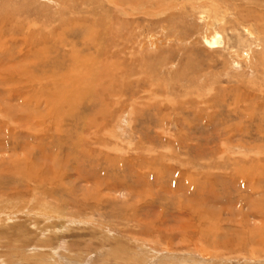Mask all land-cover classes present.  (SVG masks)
<instances>
[{
    "label": "rangeland",
    "instance_id": "374dc122",
    "mask_svg": "<svg viewBox=\"0 0 264 264\" xmlns=\"http://www.w3.org/2000/svg\"><path fill=\"white\" fill-rule=\"evenodd\" d=\"M0 264H264V0H0Z\"/></svg>",
    "mask_w": 264,
    "mask_h": 264
},
{
    "label": "bare ground",
    "instance_id": "6f19581e",
    "mask_svg": "<svg viewBox=\"0 0 264 264\" xmlns=\"http://www.w3.org/2000/svg\"><path fill=\"white\" fill-rule=\"evenodd\" d=\"M210 42H212L211 43V46H219L221 43V40L220 39H218V38H214L212 41H210Z\"/></svg>",
    "mask_w": 264,
    "mask_h": 264
}]
</instances>
